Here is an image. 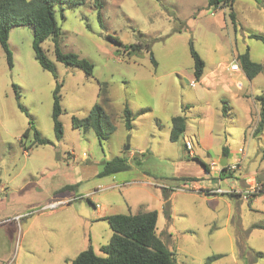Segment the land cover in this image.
Returning <instances> with one entry per match:
<instances>
[{
	"label": "rangeland",
	"instance_id": "1",
	"mask_svg": "<svg viewBox=\"0 0 264 264\" xmlns=\"http://www.w3.org/2000/svg\"><path fill=\"white\" fill-rule=\"evenodd\" d=\"M100 2L55 4L59 46L91 62L89 75L55 61L51 39L41 46L57 77L42 69L29 26L9 30L11 66L0 46V264H71L89 247L101 254L99 247L112 234L105 216L149 210H156V233L177 264H264V227L254 226L264 225V192L251 201L203 192L199 187H217L216 181L202 177L201 163L184 144L186 137L207 165L219 163L223 146L236 150L231 157L243 149L241 164L221 175L220 186L241 188L237 178L244 173L264 188V121L258 131L255 100L264 92V43L251 36H264V0H235L230 6L208 0ZM133 44L140 47L123 48ZM190 45L209 79L231 84L242 105L196 80ZM247 49L263 68L252 79L237 72L247 78L236 77L239 87L227 78L232 76L226 66L233 59L239 65ZM56 82L60 139L52 121ZM207 98L217 106L210 132L196 119ZM96 104L115 127L104 139L72 124ZM124 107L131 111V128L124 126ZM178 115L185 117V130L171 141V119ZM31 128L45 144L32 143ZM116 156H124L129 168L99 176Z\"/></svg>",
	"mask_w": 264,
	"mask_h": 264
},
{
	"label": "trees",
	"instance_id": "2",
	"mask_svg": "<svg viewBox=\"0 0 264 264\" xmlns=\"http://www.w3.org/2000/svg\"><path fill=\"white\" fill-rule=\"evenodd\" d=\"M84 0H0V46L6 56L9 66L12 65L11 52L8 45L9 30L15 26H29L33 30L32 48L34 50L35 59L38 61L42 69L50 72L53 77H57L56 67L50 61L41 46L46 39L53 42V53L55 61L65 66L71 65L82 69L87 75L92 73L93 64L87 59L80 57L77 53L63 52L59 46L60 28L56 21L55 4L68 2L76 5ZM96 4L101 5L100 0H95ZM235 0H208V4L215 6H230ZM60 8V17L64 18ZM232 22H234V14L230 12ZM252 37L264 43V36L260 34H251ZM114 42L122 44L120 40L114 39ZM139 44L124 45V49H137ZM190 53L193 58V75L199 80L203 74L204 62L198 53L190 45ZM151 60L155 63L154 59ZM239 66L248 79H252L258 74L263 66L259 62L253 61L248 49L239 55ZM15 97L19 98L17 86L12 85ZM61 83L56 82L53 92L52 121L53 129L57 139L62 138L63 129L58 119L61 113L59 89ZM255 100L259 106V122L258 131L264 121V92L255 96ZM20 109L24 110L18 102ZM228 111L226 105L222 106L221 112L225 115ZM123 120L126 128L132 126V115L128 107L123 109ZM170 140L176 141L185 130V117L178 115L171 119ZM73 127H82L84 130L92 128L96 136L107 138L114 131V125L106 115L104 109L100 105H95L85 117L72 118ZM33 127V126H31ZM33 129V128H31ZM26 129L24 136L28 134ZM32 143L45 144L46 140L41 138L38 130H32ZM222 156H227L226 147L222 148ZM203 168L208 171V165L201 162L194 156ZM129 168L128 161L125 157H113L107 160L99 176L111 175ZM227 173L225 167L222 168L221 174ZM220 174V175H221ZM228 196L238 197L237 195L224 193ZM260 195V194H259ZM255 195L254 197H257ZM167 200V195L165 194ZM251 201V200H250ZM107 221L112 234L107 244L101 245L96 253L91 247L80 251L72 260L71 264H177L174 254L167 248L163 240L156 233V210L140 211L135 214L114 213L104 217ZM255 227H264V225L255 224Z\"/></svg>",
	"mask_w": 264,
	"mask_h": 264
},
{
	"label": "crops",
	"instance_id": "3",
	"mask_svg": "<svg viewBox=\"0 0 264 264\" xmlns=\"http://www.w3.org/2000/svg\"><path fill=\"white\" fill-rule=\"evenodd\" d=\"M214 70H216V69H213L211 72H213ZM226 70L229 72V75H231L232 77H227V78H229L230 80H233L234 81V83L235 82H238V81H240V80H238L236 77H238V76H242V78H246L245 76H243V75H241L240 73H237V72H231V71H229L227 68H226ZM226 78V79H227ZM247 79V78H246ZM223 80V79H222ZM222 80H220L218 77H213L211 80L209 79V73L208 72H206V71H204L203 72V75H202V77L198 80L201 84H202V86L203 87H205L206 89H208V90H213V91H217V90H220V94L222 95V96H224V97H226V101L228 102L229 101V99L231 100V99H234L236 102H238V103H240L241 105H242V103H241V101L240 100H237L238 98H237V91L235 90V88L231 85V84H228V83H226L225 81H222ZM236 84V83H235ZM202 102H203V104L204 105H202V106H200V109H199V112L197 113V123H198V125H201L203 128H204V130L205 131H211V128H212V123H213V120H214V115H215V112H216V108H217V106H214L213 105V103L214 102H212V100H210L209 98H207V99H205V100H202ZM255 103H256V101H255ZM228 105H229V103H228ZM258 105V104H257ZM189 105H186L185 107H188ZM231 108V107H230ZM248 110V109H247ZM246 110V111H247ZM231 111H233V110H231ZM259 116V115H258ZM247 119H246V124L248 125V126H250L251 125V122H252V118H251V116H249V115H247V117H246ZM194 136H197L198 138H199V135H198V132L196 133H194ZM185 140H187L186 139V137H184V142H185ZM199 142H201L200 141V138H199ZM223 147H225V146H223ZM226 149H227V147H226ZM191 150H192V148H191ZM191 150H190V152H189V156H195V157H198V155H195V153L193 154L192 152H191ZM235 151L236 150H233V151H231V150H229V149H227V156H222L221 155V157H220V160H223V162H225V164L226 163H228V162H230L231 160H232V158L233 157H231L232 156V154L233 153H235ZM130 154V153H129ZM192 154V155H191ZM124 157V156H123ZM200 158V157H199ZM201 159V158H200ZM219 160V161H220ZM212 162H214V161H211L210 162V165H208V171H206L204 168V171H205V176H202V177H211V179H212V183L213 182H215L216 181V184H217V186L219 185L220 186V184H221V182L223 181V179H225L224 177L222 178V174L220 175V174H218V176H210V172H211V170H214L213 168H211V164H212ZM203 167V166H202ZM215 172H218V171H216V170H214ZM228 174V173H227ZM208 175V176H207ZM229 175V174H228ZM246 174H242V175H240L241 176V179H239V178H237V181H239V183H240V187L242 188V187H244L245 185H246V183H245V179L248 177V176H245ZM245 176V177H244ZM249 176H251V175H249ZM244 177V178H243ZM187 181H190V182H195V180H187ZM214 187H216V186H210V185H206V186H203V187H199L200 188V190H202V191H204V189H210V188H214ZM220 188H223V187H221L220 186ZM229 188V187H228ZM228 188H225L224 187V189L223 190H226V189H228ZM212 195H215V194H212ZM256 198V197H255ZM255 198H253V199H251V200H254ZM240 198H238V200H239ZM262 213H264V211H261ZM110 215V214H109ZM157 231V230H156Z\"/></svg>",
	"mask_w": 264,
	"mask_h": 264
},
{
	"label": "built area",
	"instance_id": "4",
	"mask_svg": "<svg viewBox=\"0 0 264 264\" xmlns=\"http://www.w3.org/2000/svg\"><path fill=\"white\" fill-rule=\"evenodd\" d=\"M226 68L231 72H241V68L239 67L235 59L231 60L229 64H227ZM237 85L240 87L241 81H238ZM184 144H185V148L190 152L192 148L191 143L188 140H185ZM238 152H240V157H237L235 155L232 158V160L226 163L224 166H221L219 163L212 162L211 168H213L214 170L218 171L221 174L222 168L225 167L227 173L230 174L231 172L235 171V169L241 164V161L243 159L244 156L243 149H239ZM245 183L246 185L242 188L229 187L228 189L223 190L218 185L215 188L204 189V191L210 194L229 193V194L237 195L243 201H249L250 198L253 199L255 198L254 197L255 195H259L264 192V188L262 184H259L254 176H248L245 179Z\"/></svg>",
	"mask_w": 264,
	"mask_h": 264
},
{
	"label": "water",
	"instance_id": "5",
	"mask_svg": "<svg viewBox=\"0 0 264 264\" xmlns=\"http://www.w3.org/2000/svg\"><path fill=\"white\" fill-rule=\"evenodd\" d=\"M219 164H220L221 166H224V165H225V162H223V160H220V161H219Z\"/></svg>",
	"mask_w": 264,
	"mask_h": 264
}]
</instances>
